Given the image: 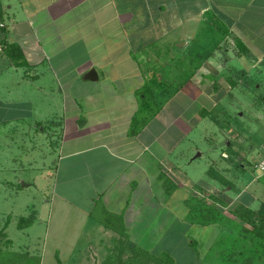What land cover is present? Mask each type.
<instances>
[{
    "label": "crops",
    "instance_id": "crops-1",
    "mask_svg": "<svg viewBox=\"0 0 264 264\" xmlns=\"http://www.w3.org/2000/svg\"><path fill=\"white\" fill-rule=\"evenodd\" d=\"M189 28L206 34L180 32ZM156 45L167 51L154 61L147 51ZM148 61L161 66L148 68ZM92 69L95 81L86 79ZM154 72L190 75L131 136L139 91ZM236 73L239 86L226 82L231 92L232 84L241 92L249 82L264 94V0H0V137L22 146L23 137L39 144L48 138L58 152L53 195L24 229L21 246L5 228L25 254L21 262L113 264L121 238L144 253L172 255L184 241L199 242L200 231L216 233V224L189 218L195 187L212 186V200L221 196L225 210L258 212L264 190L243 173L258 170L264 142H248L247 130L211 119L218 128L209 141L219 145L207 146L206 162L196 165L199 142L209 137L193 131L201 123L210 128V116L201 114L218 104L211 96L217 78ZM210 83L212 90L203 88ZM199 168L204 176L196 180Z\"/></svg>",
    "mask_w": 264,
    "mask_h": 264
},
{
    "label": "rangeland",
    "instance_id": "rangeland-1",
    "mask_svg": "<svg viewBox=\"0 0 264 264\" xmlns=\"http://www.w3.org/2000/svg\"><path fill=\"white\" fill-rule=\"evenodd\" d=\"M216 22L219 23L220 26H226L221 16H219ZM189 26L191 27V25ZM211 31L214 33L216 32L213 29ZM219 31L221 32L219 37H222L221 39L223 40L225 37L223 35L224 31L222 29ZM180 32H190L193 36H196L197 34H200V36H205L206 34L205 30L198 32L197 30H193L191 28H189V30L184 29ZM216 36H211V39L213 40V38H216ZM225 47L226 46L223 45L224 49ZM151 50L153 51H147V53L152 54L151 57L154 61H156L155 54L158 52H160V54H165L167 51L165 48H161L158 45L153 46ZM220 63L223 64V61ZM238 64L239 62H235L232 66L236 67ZM159 65L161 66L159 62H147L148 68H157ZM237 73L229 77L221 74V78H217L218 80L216 85L218 86V91H215L214 95L211 96L214 104H216V102H218V104L215 108L209 110L212 116L206 117L204 119L205 122L210 123V128H208L207 131V125L201 123V126L199 125L198 127L199 130L196 129L193 131V137H209L207 141L206 139H202L201 142H199V147L203 151V158L200 159L196 165L202 163L204 164L206 162L207 158L205 159L204 157H206L207 154V146L219 145L213 139L209 141L210 138L213 137L212 132H215V130L218 128L215 122H213V120L211 121V119H215L216 122H219L222 127L224 126V129H227L228 123L231 122L236 128H243L247 130L251 133V137L249 138L248 142L251 141L254 144H256V142H264V113L263 110L259 109L258 105L255 104L257 101L261 100L260 96L264 97V94L261 95L256 93L255 90H251L252 88H249V82H244V89H241V92H234V89H236L234 88L235 84H238V86L240 84V81L236 82V79H238ZM189 75V73L184 72V74L181 75L183 78L179 77L178 79L168 77V74L163 75L162 78H166L161 81L164 82L162 85L158 84L156 86L155 84L154 94L151 95L153 103L152 108L154 109L152 112L157 109V106L161 101V97L163 95L170 96L168 91L173 93L176 86L186 81ZM250 80L253 81L252 79ZM230 81L236 82L235 84H232V92L228 88L229 84H226V82L230 83ZM262 83L264 84V80ZM251 85L253 86V84ZM211 86L212 85L210 83V85L207 84L203 88L208 91L209 87V90H212ZM219 89H223L222 91L226 92L219 93ZM245 107H247V109H245ZM150 115L153 117L155 113H151ZM4 136L5 135L0 137V184H3L0 185V234H5V228L9 224L7 227L8 238L14 239L15 237L16 243L18 246H21L22 242L25 241L24 229L31 228L30 225L36 222V217L34 216L38 214V212L43 214L45 208L47 207L43 206V204L47 202V198H51L53 195L55 181L58 176V152L55 150V148L52 149V142L48 140V138L44 139V141L40 142L39 144V139H36L35 137H23L25 146H22L21 143L17 144V141H15L16 137L9 136L8 138ZM19 138V141H21V137ZM220 138L223 140L222 136ZM247 144L248 143L246 142L245 145ZM8 145H10V148L7 147ZM251 165L253 166V163ZM202 176H204V173L201 172V168L197 169V171L194 173V179H202ZM243 176L245 180L256 178L257 182H253L251 185L258 186L259 189L264 190V175L261 174L259 170L247 169L243 173ZM4 183L6 186H4ZM22 183L28 186H23ZM211 188L212 186H201L200 189L195 187L196 191L191 190V198L187 201L189 207L196 206L198 203L200 204V201L207 205L213 204L219 207L222 209L223 215L228 218V230L223 232L225 224L220 222L221 225L217 224L215 235H212L213 233L211 231H200L198 237L199 242H197L196 246L192 245L194 241L189 242L191 243V245H189L190 247L188 246L189 243L187 244L186 241H184L179 251L174 252L172 255L170 254L176 264H234L235 262H237L236 264H242L239 255L234 256V254L239 250L235 251V253L232 255L233 259H235L233 260L234 263L224 262V259L221 258V254H219L221 249L227 248L226 251L229 249H231V251L235 250L233 243H236L232 242V239L235 238V234L238 232V227L236 226L237 222H234L238 221V217L235 216V211H233V209L231 210L227 207L225 210L217 200H212L211 195H216L218 192L213 191ZM247 192L254 193L250 186H248ZM171 205L176 206L174 201L171 203ZM25 216L28 218L32 217V219L34 217L35 220L27 226L20 227L19 221ZM38 224L39 222L35 225L34 230ZM38 229H40V227ZM3 234L0 235V250L2 252L1 257L7 260L6 264L26 263L25 260L21 262V257L23 258L25 255L22 250H20L13 241L11 242L7 238L6 234ZM188 234L194 236L196 234V230L193 229L189 231ZM113 251V255L109 256V259H113V264H157L150 261L147 253H149V255H160L149 251L144 253L138 248L133 247L132 243L126 238H121L119 243L117 242V247ZM174 256H176V259ZM228 258H231V256L228 255ZM33 261L34 259L31 262L28 261V264L33 263Z\"/></svg>",
    "mask_w": 264,
    "mask_h": 264
},
{
    "label": "trees",
    "instance_id": "trees-1",
    "mask_svg": "<svg viewBox=\"0 0 264 264\" xmlns=\"http://www.w3.org/2000/svg\"><path fill=\"white\" fill-rule=\"evenodd\" d=\"M161 80H164V78L161 76V72H154L152 78L147 81V84H145L139 91V108L132 118L129 128V135H137L144 127L145 123L152 118L150 114H156L158 112L159 104L157 109L152 112L154 109L152 108L153 103L151 95L154 94L155 84L156 86L158 84L162 85L164 81L162 82ZM179 88H181V86L176 87L175 91ZM168 93L171 92L168 91ZM202 116H212V114L210 111L205 110L202 112ZM213 200H217L221 205L227 204L226 200H224L221 196L220 198H214ZM200 202L201 203H198L196 206H190L189 218L191 219V222L204 226L214 224L221 225V222L225 224V227L223 226L224 229L228 230V218L223 215L222 209L213 204L207 205L202 201ZM236 210L233 211H235V216L238 217V221H234L237 222L236 226L238 227V232L235 234V238L232 239V242L236 243H233L235 250L231 251V249H229L226 251L227 248L221 249L219 253L222 256L221 258L224 259V262L234 263L233 260L235 259H233L232 255L235 253V251L239 250L234 254V256L239 255L242 264H264V205L258 212L250 209H242L239 207ZM31 220L32 218L23 217L19 221V226L24 227V225L30 224ZM196 244L197 243L195 241L192 243V245L195 246ZM1 254L2 252L0 250V264H6L7 260L3 259ZM228 255L231 256L232 259L228 258ZM147 256L151 262L157 264H176L172 256L167 252H162L157 256L153 254L149 255V253H147ZM236 263L237 262L234 264Z\"/></svg>",
    "mask_w": 264,
    "mask_h": 264
},
{
    "label": "built area",
    "instance_id": "built-area-1",
    "mask_svg": "<svg viewBox=\"0 0 264 264\" xmlns=\"http://www.w3.org/2000/svg\"><path fill=\"white\" fill-rule=\"evenodd\" d=\"M257 169L261 174L264 175V153L262 154L261 158L258 160Z\"/></svg>",
    "mask_w": 264,
    "mask_h": 264
},
{
    "label": "water",
    "instance_id": "water-1",
    "mask_svg": "<svg viewBox=\"0 0 264 264\" xmlns=\"http://www.w3.org/2000/svg\"><path fill=\"white\" fill-rule=\"evenodd\" d=\"M98 76L97 73L94 69L90 70L87 75H86V79L90 80V81H95L97 80Z\"/></svg>",
    "mask_w": 264,
    "mask_h": 264
}]
</instances>
